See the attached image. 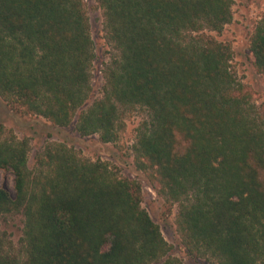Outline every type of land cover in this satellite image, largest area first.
Listing matches in <instances>:
<instances>
[{"label": "trees", "instance_id": "16d2710c", "mask_svg": "<svg viewBox=\"0 0 264 264\" xmlns=\"http://www.w3.org/2000/svg\"><path fill=\"white\" fill-rule=\"evenodd\" d=\"M107 43L94 99L95 46L85 0H0V96L80 137L115 143L126 116L146 112L133 151L177 204L191 256L264 264V119L217 41L234 0H96ZM264 76V16L249 41ZM29 144L4 136L0 220L23 217L17 243L0 229V264H183L143 207L140 182L51 143L29 167Z\"/></svg>", "mask_w": 264, "mask_h": 264}, {"label": "rangeland", "instance_id": "374dc122", "mask_svg": "<svg viewBox=\"0 0 264 264\" xmlns=\"http://www.w3.org/2000/svg\"><path fill=\"white\" fill-rule=\"evenodd\" d=\"M85 4L95 46L96 56L91 76L95 90L93 98L96 99L102 96L105 64L115 52H112V46L105 38L103 13L97 1L85 0ZM232 12V23L227 24L221 34L212 32L211 35L232 48L231 70L235 73L237 81L242 84L243 94L264 119V76L255 69L254 56L249 49L250 38L264 16V0H234ZM148 117V114L141 110L126 116L125 127L121 129L119 139L115 143L104 144L97 135L80 137L75 130V121L68 127H59L46 118L28 114L0 96V123L4 127V136L15 135L18 140L28 141L30 169L35 167L39 154L51 143H66L75 147L87 160H100L109 164L123 178L140 182L143 207L160 225L164 237L172 246V257L179 259L183 264H211L189 254L177 225V204L173 206L165 197L158 195L159 185L150 179L149 173L140 169L136 160L133 146L137 130ZM0 186L14 193L15 176L12 171L0 169ZM22 228L21 215L0 220V229L7 231L14 243L21 237Z\"/></svg>", "mask_w": 264, "mask_h": 264}]
</instances>
